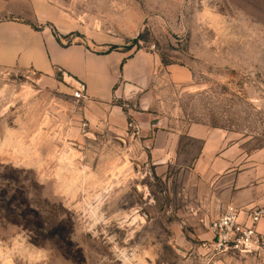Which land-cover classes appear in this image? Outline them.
<instances>
[{"label":"rangeland","instance_id":"374dc122","mask_svg":"<svg viewBox=\"0 0 264 264\" xmlns=\"http://www.w3.org/2000/svg\"><path fill=\"white\" fill-rule=\"evenodd\" d=\"M54 1L99 29L127 23L143 36L125 41L131 50L194 75L188 86L161 80L148 115L140 94L121 99L133 122L121 137L71 131L80 107L60 72L0 67V264H264L205 256L217 214L191 207L198 187L185 193L201 145L191 126L227 129L248 151L264 146V0ZM134 111L179 131L170 162L146 159L152 134Z\"/></svg>","mask_w":264,"mask_h":264},{"label":"crops","instance_id":"0c3cea01","mask_svg":"<svg viewBox=\"0 0 264 264\" xmlns=\"http://www.w3.org/2000/svg\"><path fill=\"white\" fill-rule=\"evenodd\" d=\"M0 2V67L32 69L52 80H57V73H66L81 82L87 98L77 100L80 109L71 120L74 133L82 131L81 123L86 122L88 134L107 131L125 137L131 122L121 99L140 94L146 105L139 113L148 115L149 101L161 80L166 77L180 86L192 82L194 74L187 65L164 63L157 52L145 47L123 49L125 41L137 35L129 32L127 23H121L124 26L120 24V30L113 26L99 29L54 0ZM54 28L61 41L54 35ZM110 45L120 48L108 51ZM130 113L140 131L152 134L150 143L146 141L150 149L146 159L155 164L170 162L177 150L179 131L156 128L162 125V119L143 121L135 111ZM151 125L155 126L153 131ZM189 135L201 138L199 151L189 164L194 178L185 181L186 196L190 187H198L191 195L198 201L190 204L194 210L216 213L215 219L229 204L264 206V146L248 151L247 140L223 128L194 125ZM258 228L264 232V219Z\"/></svg>","mask_w":264,"mask_h":264},{"label":"built area","instance_id":"2783aa9c","mask_svg":"<svg viewBox=\"0 0 264 264\" xmlns=\"http://www.w3.org/2000/svg\"><path fill=\"white\" fill-rule=\"evenodd\" d=\"M74 88L73 95L78 101L87 98L82 89ZM129 126L133 124L129 123ZM87 127L86 122L81 123V130L85 134H88ZM263 219L264 206L242 208L229 204L207 224L209 237L202 240L199 249L210 258L239 254L259 255L264 259V232L258 228Z\"/></svg>","mask_w":264,"mask_h":264},{"label":"trees","instance_id":"16d2710c","mask_svg":"<svg viewBox=\"0 0 264 264\" xmlns=\"http://www.w3.org/2000/svg\"><path fill=\"white\" fill-rule=\"evenodd\" d=\"M28 23H30V22H28ZM35 29H39V27L38 26H36L35 24H33V23H30ZM53 32H54V35L56 36V38L58 39V41H61V36H60V34L58 33V31L56 30V28H54L53 29ZM142 34H139L136 38H134L133 39V42L136 44V45H138V42L140 41V39L141 38H143V36H141ZM130 45L128 46V45H126V46H122V48L123 49H130ZM118 48H120L119 46H117V45H110L109 46V48H108V51H110V50H113V49H118Z\"/></svg>","mask_w":264,"mask_h":264},{"label":"water","instance_id":"95a60500","mask_svg":"<svg viewBox=\"0 0 264 264\" xmlns=\"http://www.w3.org/2000/svg\"><path fill=\"white\" fill-rule=\"evenodd\" d=\"M63 77H64L65 82L71 83L73 85V87H76V88H79V89L84 88V86L82 85V83L79 82L78 80H76L73 76L64 73ZM157 123H158V121L157 122H154L155 125Z\"/></svg>","mask_w":264,"mask_h":264}]
</instances>
